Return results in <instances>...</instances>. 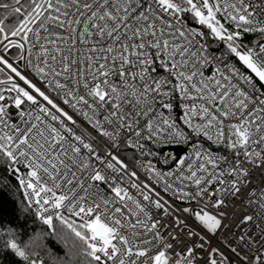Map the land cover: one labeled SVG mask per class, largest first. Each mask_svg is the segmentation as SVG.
Listing matches in <instances>:
<instances>
[{
    "label": "snow or ice",
    "instance_id": "6c2138e0",
    "mask_svg": "<svg viewBox=\"0 0 264 264\" xmlns=\"http://www.w3.org/2000/svg\"><path fill=\"white\" fill-rule=\"evenodd\" d=\"M0 264H264V0H0Z\"/></svg>",
    "mask_w": 264,
    "mask_h": 264
}]
</instances>
